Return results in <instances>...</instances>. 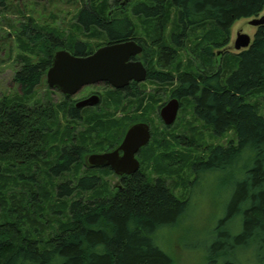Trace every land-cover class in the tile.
Here are the masks:
<instances>
[{
  "label": "trees",
  "instance_id": "trees-1",
  "mask_svg": "<svg viewBox=\"0 0 264 264\" xmlns=\"http://www.w3.org/2000/svg\"><path fill=\"white\" fill-rule=\"evenodd\" d=\"M79 1L67 35L32 18L17 25L18 45L37 62L21 59L14 75L19 96L0 102V264H177L158 235L189 219L193 206L168 181L180 159L171 155L172 169L155 167L154 176L139 169L115 193L101 196L99 175L79 178L72 170L81 148L62 145L54 156H39V141L63 130L55 120L57 103L48 97L28 106L56 51L83 57L135 37L143 44L148 81L169 84L168 96L188 105L215 136H234L206 146L188 165L189 187L218 173L235 184L228 209L207 234L202 264H264V25L249 48L215 54L228 45L236 21L260 15L264 0H137L123 9L121 0ZM153 58L165 70H154ZM131 95L129 106L143 110L145 92ZM135 122L123 120L115 131L101 123L96 132L109 140L119 131L121 138ZM147 151H141L146 164ZM10 154L23 162H9ZM87 193L92 196L84 199Z\"/></svg>",
  "mask_w": 264,
  "mask_h": 264
},
{
  "label": "rangeland",
  "instance_id": "rangeland-1",
  "mask_svg": "<svg viewBox=\"0 0 264 264\" xmlns=\"http://www.w3.org/2000/svg\"><path fill=\"white\" fill-rule=\"evenodd\" d=\"M136 1L130 0L131 3ZM80 7L81 2L79 0H45L42 2L5 0V6L0 7V102L5 98L10 100L17 95L19 96V86L14 81V75L23 66L21 59L28 60L29 63L37 62L35 56L27 50L22 52L16 41L18 23L26 21L27 18H32L40 26H49L67 35L74 29L73 17ZM263 14L264 10L258 17ZM252 19H241L233 24L230 29L228 45L221 50H216V56H219L223 51L239 52L234 49L237 33L247 34L251 41L253 40L256 28L249 24ZM91 44L94 46L98 43L93 42ZM187 57L188 54L183 50L180 60L185 62ZM161 65L162 63L153 58L154 70H165ZM169 88V84L162 85V83L158 84L155 81H144L141 84V89L145 92L144 96L146 97L145 105H143L145 107L140 111V115L144 112V118L148 119L144 121H147L150 125L151 137L148 144L147 164L144 163V154L139 157L140 170L152 173L154 176L155 167L165 169L170 166L171 168V155H175V159H180L175 169L178 174L171 175L168 181L171 182L175 194L189 196L193 206L190 210L189 219H186L178 227L169 228L158 235V244L174 258L177 264H202L205 247L209 243L207 234L216 220L228 209L229 202L234 196L235 184L232 179L227 178L223 173H218L214 177H208L207 179L204 177L199 183L189 187L188 181L191 176L188 175V165L192 160L205 154L204 148L206 146L225 145L230 139H234V136L232 132H227L221 137L215 136L208 127L192 116L191 108L188 105L183 108L180 105L175 123L170 127H165L159 119V108L157 107L168 100ZM89 90H97L102 93L103 100L108 107L106 113H109V116H114L113 118L120 116L121 111L118 108L124 106V100H127L123 98V93H118L106 87H92ZM154 90H157V94L153 92ZM51 92L53 91H50L47 87L44 76L43 82L36 88L33 98L28 103V106L34 102L40 103L48 97L57 99V104H55L60 119L57 120L60 123L57 126L58 129L62 128L63 130L56 134L53 131L49 132L48 138L39 141L37 150H40L39 156L44 160L47 155H56L63 144L68 143L75 137L80 142L83 139L89 151L105 148L109 141L104 133H98L96 130L90 131L87 135L85 133L89 130V126H92L96 121H98L96 125L101 123L102 125H111V129L114 131L122 126L119 123L122 122L121 120H93V122L89 120L83 123L66 120L67 104H64L60 97L51 96ZM158 96L159 100L157 99ZM10 101L13 102V100ZM259 102L264 109V98L259 99ZM59 105L60 107H58ZM88 114L92 115V113L86 115ZM81 135H83V138ZM12 158V154H10L9 162L14 164L23 162L19 160L15 162ZM77 174H84V169L78 168ZM87 174L101 177V188L99 190L101 196L115 193L120 184L119 179L106 170H88ZM90 195V193H87L82 197L86 199Z\"/></svg>",
  "mask_w": 264,
  "mask_h": 264
},
{
  "label": "water",
  "instance_id": "water-1",
  "mask_svg": "<svg viewBox=\"0 0 264 264\" xmlns=\"http://www.w3.org/2000/svg\"><path fill=\"white\" fill-rule=\"evenodd\" d=\"M253 27L264 25V14L249 21ZM251 39L247 34L238 33L234 41L236 51L250 47ZM142 52V46L133 40L107 44L87 56H75L60 49L53 55L50 67L45 74L49 89L58 90L66 96H73L83 87L99 83H107L114 89H122L129 82H144L147 78L146 69L139 61L131 58ZM264 53V49H263ZM98 96L94 95L79 103V106L94 105ZM180 103L178 99H170L159 110V117L165 126H172L177 118ZM150 128L145 123L134 124L128 128L117 150L112 153L90 155V165L109 166L116 175H134L139 169L135 158L140 148L149 143ZM123 155L118 156V151Z\"/></svg>",
  "mask_w": 264,
  "mask_h": 264
},
{
  "label": "flooded vegetation",
  "instance_id": "flooded-vegetation-1",
  "mask_svg": "<svg viewBox=\"0 0 264 264\" xmlns=\"http://www.w3.org/2000/svg\"><path fill=\"white\" fill-rule=\"evenodd\" d=\"M124 2L129 3L130 0H121L119 7H121L122 9L125 7L123 5ZM133 41H135L140 46L143 45L142 42L136 41V37H135V40H133ZM131 60L141 62L142 65L144 66V68L146 69V73L148 75V67H147L146 62L144 61V58H143V46H142V52L140 54H138L137 56L131 58ZM145 81H148V78H146ZM141 84H143V82L137 83L135 81H131V82H129V84L127 86L123 87L122 89H114L110 85H108L107 83H99V84H95V85L85 86L80 91H78L76 94H74L73 96L63 95L62 93H60L58 90H55V89L54 90L49 89V90L53 91V92H51V96H55L57 98L60 97L64 101V103L67 104V111H66V116H65L66 120H71V121H75V122H82V123L89 121V120L91 122H93V120H121V121H123V120H136V122L133 123L132 125L139 124V123H145L150 128V125L147 121H141V120H148V119L141 117V115H140L141 112L138 109V107L136 106V104L133 107H130L129 106L130 99L126 98V96H132L131 94H133V95H135V93L140 94L141 91L143 90V89H141ZM92 87H106V88H110L111 90L116 91L118 93H123V98L127 99V100H124V103H125L124 106H121L118 108L121 111L120 116L113 118L114 116H109V113H106V110L108 107H107V103L103 100L102 93L100 91H97V90L96 91L95 90H89ZM94 95L98 96V101L96 104L85 105V106H79L78 105L79 103L89 99L90 97H92ZM168 97H169L168 100L166 102H163V104L160 105V108L164 104H166L170 99H173V97H171V96H168ZM56 101H57L56 98L53 99L54 103H56ZM160 108H159V110H160ZM70 112L80 114V116H70L69 115ZM87 113H92V115H94V116H85ZM158 114H159V111H158ZM100 115H102V116H100ZM159 119H160V117H159ZM55 120H60V119L57 117V118H55ZM95 123H98V121H96ZM132 125H130L129 127H131ZM96 128H97V125L93 124L92 126H89V130L87 132H90L92 130H96ZM128 128L125 130V132L121 138L119 137V135H115L117 133L112 134V137L108 140L109 143L106 145V147L105 148H99L98 150H95V149H93L92 151L87 150L86 144L81 143L79 141V139H77L76 137L72 138L71 141H69L68 143L63 144L64 146H66V145L70 146L71 145L73 147H79V148H81L82 151H84V155H83L82 159L80 161H78L79 165L73 166V168H72V170H74V171L78 170V168L84 169V174L79 175V178L89 177L90 174H87L88 170L89 171H91V170H106V171H109L112 174H114L119 179L120 184L123 183V179L125 177H128V176L116 175L113 172V170L109 166H107L106 164L90 165L87 160H88L90 155L112 153L115 150H117L119 148ZM150 134H151V130H150ZM148 144L146 146H148ZM146 146H144V147H146ZM144 147L140 148L139 152L135 156V158L139 162V169L141 168V162H140L139 157H140L141 151H142V149H144ZM122 155H123V152L119 150L118 156L121 157ZM139 169H138V171H139ZM98 177L101 179L100 176H98ZM120 184L118 185V189L120 188Z\"/></svg>",
  "mask_w": 264,
  "mask_h": 264
}]
</instances>
